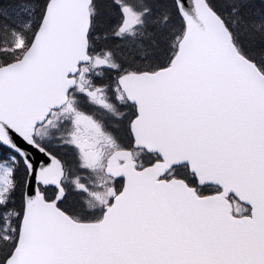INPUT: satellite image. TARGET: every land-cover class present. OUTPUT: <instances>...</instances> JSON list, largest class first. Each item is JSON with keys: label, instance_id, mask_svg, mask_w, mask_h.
I'll return each instance as SVG.
<instances>
[{"label": "snow or ice", "instance_id": "obj_1", "mask_svg": "<svg viewBox=\"0 0 264 264\" xmlns=\"http://www.w3.org/2000/svg\"><path fill=\"white\" fill-rule=\"evenodd\" d=\"M0 264H264V0H0Z\"/></svg>", "mask_w": 264, "mask_h": 264}]
</instances>
